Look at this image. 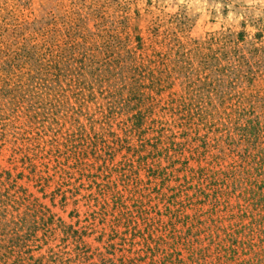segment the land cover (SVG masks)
Wrapping results in <instances>:
<instances>
[{
    "label": "trees",
    "instance_id": "16d2710c",
    "mask_svg": "<svg viewBox=\"0 0 264 264\" xmlns=\"http://www.w3.org/2000/svg\"><path fill=\"white\" fill-rule=\"evenodd\" d=\"M96 2L21 45L0 35V140L28 144L44 193L0 167V264H264V61L221 35L168 60V35L116 31ZM48 169L93 190L84 220L54 212L62 190L44 202Z\"/></svg>",
    "mask_w": 264,
    "mask_h": 264
},
{
    "label": "rangeland",
    "instance_id": "374dc122",
    "mask_svg": "<svg viewBox=\"0 0 264 264\" xmlns=\"http://www.w3.org/2000/svg\"><path fill=\"white\" fill-rule=\"evenodd\" d=\"M98 0H0V35L4 34L6 44L18 39L20 45L27 42L33 30L48 28L55 20L62 24L67 16L82 11L90 12V5H98ZM109 3L107 9V23L114 26L116 31L125 30L126 27L134 34L133 28L138 27L147 42L152 43L157 32L169 38L163 42V51L167 52L168 60L179 59L174 52L177 46L183 45L181 51H192L194 62L200 59V52H208L212 37L226 36L230 46L238 44L239 49L251 64L259 60L264 61V0H99ZM103 10V9H102ZM241 33V34H239ZM164 39V38H163ZM30 42V41H29ZM28 42V44H29ZM170 42V43H169ZM157 46H160L159 44ZM161 47V46H160ZM217 46L213 45V49ZM199 48L197 51L196 49ZM234 60V58H233ZM264 67H262L263 70ZM177 88H180L177 86ZM14 135L0 140L4 144L0 148V167L11 170L13 177L18 178L19 184L28 187L38 197V174H31L26 164L21 159L26 152L18 150L28 144ZM17 150V151H16ZM13 159L12 163L10 160ZM37 171L46 168L38 162ZM52 166V165H50ZM17 167V169H14ZM53 170H47L42 177L46 186L48 198L44 202L51 204V193L62 190L55 200L57 207H53L67 223L76 224L78 220H84L87 216L86 196L93 190H86L80 186H58L53 177ZM197 187V186H193ZM66 197L69 205L62 206V199ZM86 222H81L84 225ZM123 231V229H121ZM99 234V233H98ZM96 234V235H98ZM128 237H131L129 234ZM87 237L95 246H101L104 250V242ZM128 248V246H127ZM140 245L134 246V250L140 249Z\"/></svg>",
    "mask_w": 264,
    "mask_h": 264
}]
</instances>
